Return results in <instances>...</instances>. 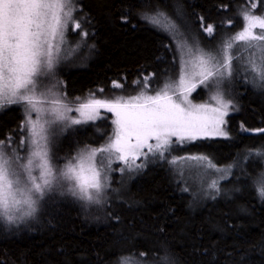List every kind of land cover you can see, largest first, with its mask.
I'll list each match as a JSON object with an SVG mask.
<instances>
[{"label":"trees","instance_id":"1","mask_svg":"<svg viewBox=\"0 0 264 264\" xmlns=\"http://www.w3.org/2000/svg\"><path fill=\"white\" fill-rule=\"evenodd\" d=\"M75 2L73 16L80 28L74 30L70 22L66 36L74 45L87 33L91 46L84 65L54 76L68 102L90 96L126 99L141 91L134 82L145 76L149 94L166 80L178 81L176 41L142 19L145 11L165 13L180 33H190L205 49L215 48L225 34L242 25V9L251 10L255 3L252 13L264 11V0ZM207 25H213V34L203 30ZM87 51L88 47L83 53ZM234 66L224 95L231 101L228 135L173 148L176 155L198 153L218 165L235 164L216 194L197 198L185 190L166 158L132 174L125 187L122 176L118 181L114 174L110 184L120 193L112 199L107 194L99 204L87 205L73 197L68 184L40 200L38 213L24 227H11L0 219V264H128L129 258L136 264H160L165 255L171 264H264V197L256 183L264 173V156L257 155L264 152V131H258L264 129V89L252 82L244 66ZM113 82L123 87L115 88ZM24 118L21 105L0 112V139L12 135L17 141ZM96 131L102 134L92 137ZM110 131L107 118L70 128L58 143L59 152L66 155L62 165L73 158L67 146L100 145Z\"/></svg>","mask_w":264,"mask_h":264},{"label":"snow or ice","instance_id":"2","mask_svg":"<svg viewBox=\"0 0 264 264\" xmlns=\"http://www.w3.org/2000/svg\"><path fill=\"white\" fill-rule=\"evenodd\" d=\"M256 7L255 3L250 5L253 11ZM75 10L73 0H0V109L25 106L27 118L22 127L28 131L27 142L35 149L26 158L9 157L0 141V218L10 222L34 215L40 200L68 184L71 187L67 192L73 197L99 204L109 188L108 172L113 155L125 164V168L132 169L141 166L135 164L141 156L163 157L173 137L179 142H190L211 135L227 136L222 126L227 123L225 117L231 101L224 102L222 97L214 96L212 99L217 100L219 107L210 108L193 104L189 95L197 88L195 81L210 89L219 88L232 76L234 60L239 65L243 59L244 71L252 74L254 83L264 88V17L242 9L239 12L242 29L214 52L197 47L193 55L186 41H176L181 64L178 83L166 80L158 89H152L155 95H145L149 89V77L145 76L134 82L141 91L129 99L100 100L93 96L81 101L77 98L79 106L75 110L81 119L67 115L72 108L62 102L65 98L54 99L51 101L54 107L50 110L53 118L46 122V127L38 119H31L32 113L43 111L37 105L46 102L37 99L38 81L51 72L59 59V45L53 43L56 37H60L59 44L66 42L64 34L70 20L74 30L80 28L73 17ZM141 18L158 30L172 34L174 39L181 35L177 25L159 10L145 11ZM256 29L261 30V34H256ZM203 30L208 34L214 32L213 25ZM234 49L237 54L231 55ZM186 56L192 58L185 59ZM113 87L123 85L113 82ZM100 109H107L116 116L113 136L100 147L82 150L63 168H54L47 147L48 129L60 121L72 125L95 121L100 118ZM153 140L155 143H149ZM257 155L264 156V152ZM23 159H27V164L19 163ZM179 160L207 161L208 158L182 157L169 163L176 164ZM33 166L39 171V177L32 175ZM207 167L216 166L208 161ZM38 179L42 182H37ZM256 183L264 197V173L259 174ZM209 187L218 190L216 181ZM160 264H171V261L165 255L160 257Z\"/></svg>","mask_w":264,"mask_h":264},{"label":"rangeland","instance_id":"3","mask_svg":"<svg viewBox=\"0 0 264 264\" xmlns=\"http://www.w3.org/2000/svg\"><path fill=\"white\" fill-rule=\"evenodd\" d=\"M73 5L76 9V7H78L77 3L75 2V0H73ZM251 12L252 15H256V16H262L264 17V11L262 14H254L252 13L251 10H249ZM166 15V14H165ZM167 16V15H166ZM74 17V16H73ZM170 20L172 22H175L172 18H170ZM70 22L73 21H69L68 25ZM178 27V26H177ZM242 29V25L238 28L235 27V29L228 33L225 34L223 36V38L221 39V42L215 46V48L212 49H205L203 46H201L199 43H197L194 39L193 36H191V34L184 32L183 34L180 33L181 30H179V33L181 34L180 36H178L176 39L173 38V35L170 34V37L173 39V41H177V40H183L187 42V45L189 47H191L193 49V55H195V50L197 47L204 49L205 51H215L216 49H218L225 41H227L229 39V37L235 35L237 32H239ZM256 34H261V30L256 29ZM83 32V31H82ZM67 33V29L65 30V34H64V38H65V43L63 44H59V40L60 37L57 36L56 40L53 41L54 45L58 44L59 45V59L57 62H54V67L51 70V72L46 75L45 77H42L40 81H38V88H37V99L42 100V101H46L44 103H40L37 106L42 108L43 111L40 112L39 114L36 113H32L31 115V119L33 120H39L41 124H45L46 127H48V124L46 123L47 121L51 120L52 114H51V108L54 107V105L51 103L52 100L54 99H61V98H65L61 92L60 89V83L57 80V78H55L54 76L59 75V73L63 70L66 69L68 67L71 66H81L85 64V59L86 58H90V46L91 43L87 42L85 39V35L84 33L80 36L79 40H77L76 42H74L75 44H72V41L70 40V36L69 38L66 36ZM88 47V51L87 53H83L84 49H86ZM54 53H55V48H54ZM231 55H236L237 54V50H233L231 53ZM179 60H180V56L177 53ZM248 54H245V56H247ZM192 57L190 56H186L185 59H191ZM238 67H242L244 66L243 64V59L240 63V65H237V62L234 60L233 61V67L235 68V66ZM252 82L253 81V76L252 74H250ZM53 77V78H51ZM229 78H226L224 80V82L221 84V86L219 88H208L204 85H200L198 83V81H195L197 83V88L189 95V99L191 100V102L193 104H197V105H208L210 108L211 107H219V104L217 103V100H213L212 97L217 96V97H222L223 101L226 102L224 100V95L227 92V89L229 86H231V82L229 81ZM173 81H176L178 83V81L173 78L171 79ZM59 88V89H58ZM258 88L260 89H264L258 86ZM43 92L45 93L43 96L40 95V93ZM171 94V93H169ZM145 95H155V92L153 91L152 93H145ZM194 95H196L194 98ZM136 96V95H134ZM93 96L87 97V98H92ZM95 97V96H94ZM133 97V96H131ZM131 97H128L126 99H129ZM97 99V97H95ZM100 100H111L110 98H98ZM62 102L67 103L68 107L72 108L71 112H68L67 115L71 118L74 119H81L82 117L80 116V113L77 112L75 109L79 106V104L77 102H68L66 101V98L62 100ZM13 106V105H11ZM19 106L20 105H16ZM10 107V106H8ZM6 107V109L8 108ZM22 108L25 111V106H22ZM5 109V108H4ZM4 109H0V112H2ZM228 113H229V109H228ZM227 117V116H226ZM225 117V120H226ZM26 111H25V118L23 120L22 125H24V122L26 120ZM103 118H107L108 121H110V134L108 135L113 136V132L115 129V125L113 123V121L116 119V116L114 113L109 112L107 109H100V118H98L95 121H90V122H96L100 119ZM89 122H86V124H88ZM21 125V130H22V134L20 135V137H18V140L15 141V136H9L7 139H0V141H3V151L5 152V154L9 157H13V156H19L22 158H26L29 157L31 152L34 151V147L28 143V139H29V134L28 131L23 128ZM73 126L76 125H72L68 122L65 121H60L55 125H52L47 132L48 135V140H47V147H48V151H49V156L51 159V162L55 167H59L62 168V161H64V156H66L65 154H63L62 152L60 153L58 150V143L62 144L63 143V137L67 134L66 132L69 131L70 128H72ZM225 130V125L222 126ZM102 133L101 132H94L92 135V137H97L100 136ZM100 145L97 146H90V147H83L78 149V146L75 147L74 145H69L66 147L67 150H71L70 152L73 153V157L77 156L82 150L86 149V148H97L100 147L104 144H106L108 142V138ZM212 137H218L216 135H211V136H207V137H202V138H198L196 140L199 139H204V138H212ZM10 138V139H9ZM173 143L171 144L170 148L168 150H166L164 152V156L163 157H154L152 154H149V156L147 158L141 156L139 157L136 161L135 164L141 165L140 167H133L132 169H127L125 168V164L122 161L116 160L115 155L112 156V160L113 163L111 165V171L108 172V184H109V188L106 190V196L108 197V195L112 196L113 195H118V193H120L119 189H114L111 184V178L112 176L115 174L116 175V180L119 181L120 177L122 176V178L124 179V185L123 187H125L127 185L126 182H129L128 180H130V177H132V174L144 169L147 164L159 159V160H163V159H167L168 161H172L174 159H178V158H182V157H191V156H204L207 157L208 160L207 161H191V160H179L178 163L176 164H172L170 163V166H173L172 168L174 169V172L176 174V176L178 177L179 181L182 184V187L189 191L191 194L195 195L197 198H202V197H209L213 194L217 193V189H213L211 187H209V185L212 183V181H216L217 182V188L219 189L220 184L223 180L227 179L231 173L233 172V169L235 167V164L233 165H218L217 163H215L211 158H209L206 155L203 154H198V153H188V154H181V155H176L173 152V148L176 146H180V149H183L187 144V142L189 141H185V142H179L176 137L172 138ZM149 143H155V141H149ZM78 149V150H77ZM77 150V151H76ZM73 151V152H72ZM76 151V152H75ZM146 151V149H145ZM70 153V154H71ZM98 159V158H97ZM208 161H211L212 164H214L216 167L213 169H209L207 167V163ZM19 163H23V164H27V159H23L21 161H19ZM15 166V165H14ZM120 169H125L124 171H121ZM32 175L39 177V171L36 170L35 166H33L32 169ZM37 182H42V181H38ZM69 186L71 187V184H69ZM23 187V185H22ZM115 190V191H113ZM112 191V193L110 192ZM104 197V198H105ZM21 198V197H18ZM87 205H91L92 203H88L85 201H82ZM38 213V210L36 211ZM35 216H28V217H24L23 219H16L13 222L8 221L6 218H0L2 221L5 222V224H7L8 226H13V227H24V225L31 220L32 218H34ZM127 263L128 264H136L137 260L134 258H129L127 259Z\"/></svg>","mask_w":264,"mask_h":264}]
</instances>
